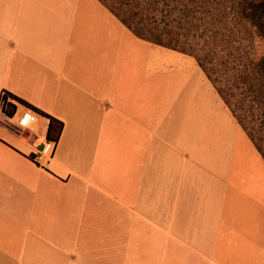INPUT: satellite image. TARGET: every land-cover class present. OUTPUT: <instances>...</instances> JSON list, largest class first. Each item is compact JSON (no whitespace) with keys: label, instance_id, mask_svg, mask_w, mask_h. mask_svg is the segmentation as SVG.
<instances>
[{"label":"crops","instance_id":"0c3cea01","mask_svg":"<svg viewBox=\"0 0 264 264\" xmlns=\"http://www.w3.org/2000/svg\"><path fill=\"white\" fill-rule=\"evenodd\" d=\"M4 92L63 130L33 161L44 119L0 109V264H264V158L196 58L98 0H0Z\"/></svg>","mask_w":264,"mask_h":264},{"label":"trees","instance_id":"16d2710c","mask_svg":"<svg viewBox=\"0 0 264 264\" xmlns=\"http://www.w3.org/2000/svg\"><path fill=\"white\" fill-rule=\"evenodd\" d=\"M99 1L139 38L196 58L222 98L226 91L218 84L225 77L231 75L230 79L235 78L236 82L248 78L241 70L248 35L264 37V0L239 2L237 25L229 21L230 8L223 9L217 0ZM258 66L264 67V59ZM3 95L30 107L8 92L2 93L1 100ZM15 112L12 106L7 115L12 117ZM62 130L63 124L52 118L48 139L58 143ZM256 148L264 158L263 151ZM31 159L35 161V156Z\"/></svg>","mask_w":264,"mask_h":264},{"label":"rangeland","instance_id":"374dc122","mask_svg":"<svg viewBox=\"0 0 264 264\" xmlns=\"http://www.w3.org/2000/svg\"><path fill=\"white\" fill-rule=\"evenodd\" d=\"M243 1L250 4L261 0H217L216 3L223 9L230 8L229 21L237 25L240 21L238 3ZM245 46L241 70L245 72L244 75L247 73L248 78L236 82L235 78L230 79V75L218 86L225 89V98L222 99L229 102L227 106L243 130L264 153V67L258 66L264 59V37L248 35Z\"/></svg>","mask_w":264,"mask_h":264},{"label":"built area","instance_id":"2783aa9c","mask_svg":"<svg viewBox=\"0 0 264 264\" xmlns=\"http://www.w3.org/2000/svg\"><path fill=\"white\" fill-rule=\"evenodd\" d=\"M14 106L16 108L15 114L11 117V120H15L17 126L23 130L35 132L36 125L40 118L44 119L45 127L49 128L51 119L37 111L36 109L29 108L20 104L16 99L9 97L7 95H3L2 100L0 101V109L3 113L7 114L11 111V107ZM23 107V111L21 113H17V107ZM57 143L55 141H51L48 138H45L39 148L37 150V154L35 156V160L37 161H49L51 160L56 151Z\"/></svg>","mask_w":264,"mask_h":264}]
</instances>
